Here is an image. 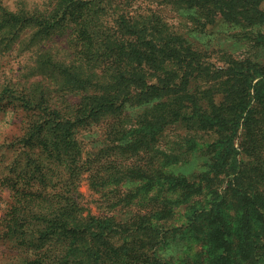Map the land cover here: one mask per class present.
<instances>
[{
	"label": "rangeland",
	"instance_id": "rangeland-1",
	"mask_svg": "<svg viewBox=\"0 0 264 264\" xmlns=\"http://www.w3.org/2000/svg\"><path fill=\"white\" fill-rule=\"evenodd\" d=\"M73 2L0 0V264L33 262L24 259L25 251L19 250V243L3 227L15 223L11 220L12 206L18 193L12 186L31 182L29 172L36 173L37 168V175L45 178L38 177V182L56 184V191L63 193L60 196L75 203V212L84 218L104 219L109 228L113 227L108 238L119 253L123 249L138 250L147 257L155 250L162 262L169 260L170 264H220L214 259L210 238L199 243L182 228L190 212L206 206L212 191L223 192L231 179L220 174V179L208 181L219 154L206 145L215 140L214 133L176 123L149 135L146 149L132 151L126 146L138 142L139 132L125 135L120 123L114 133V118L106 116L73 129L71 138L73 135L82 152L79 167L73 166V172L53 169L54 160L48 152L49 146L53 148L48 133L51 113L59 111L60 116L68 117L81 106L84 93L69 73L97 70V66L86 63L78 67V56L86 59L90 55L94 35L87 37L86 29L73 22L81 23L87 18L81 16ZM129 7L140 14L156 11L173 26L179 24L178 14L159 5L158 0H137ZM258 8L264 11V0ZM93 9L91 19L97 22V7ZM180 19L187 26L197 24L188 38L216 68H224L227 58H249L261 64L256 71L249 69L246 85L256 108L252 114H262L264 17L244 30L219 20L207 26L202 20L193 22L186 16ZM45 120L46 128L41 130ZM258 125L262 130L256 128L252 136L259 139L255 152L260 156L254 165L260 171H253L251 177L260 183L253 193L264 200V124ZM243 130L238 128L234 148ZM239 153L244 154L240 148ZM21 173L26 177L21 179Z\"/></svg>",
	"mask_w": 264,
	"mask_h": 264
},
{
	"label": "trees",
	"instance_id": "trees-1",
	"mask_svg": "<svg viewBox=\"0 0 264 264\" xmlns=\"http://www.w3.org/2000/svg\"><path fill=\"white\" fill-rule=\"evenodd\" d=\"M73 1L81 16L87 17L81 23L73 22L86 29L87 37L94 35L93 49L86 59L78 56V67L86 63L97 66V70L69 73L84 93L81 106L68 117L60 116L59 111L51 113L50 144L59 146L55 152L51 146L46 149L54 160L53 169L59 173L64 169L73 172V166L77 169L82 152L73 135L71 138L73 129L106 116L114 118V133L120 123L125 135L139 132L138 142L126 146L132 151L146 149L149 135L176 123L214 133L215 140L206 145L219 154L208 181L220 179V174L231 179L223 192L212 191L210 206L192 210L182 228L199 243L210 238L217 263L264 264V200L253 193L260 183L251 177L253 171H260L254 165L260 156L255 152L259 139L252 136V131L262 130L258 124H264V112L252 114L256 108L246 85L249 69L256 71L261 64L249 58H227L224 68H216L188 38L197 24L187 26L180 19L202 20L207 26L219 20L244 30L264 17V11L258 8L261 0H158L159 5L178 14V26L156 11L132 12L129 4L137 0ZM93 6L97 7V22L91 19ZM45 122L41 130L46 128ZM239 127L244 130L234 148ZM38 171L29 172L31 182L12 186L18 193L12 206L11 220L15 223L3 227L19 243V250L25 251L27 262L170 264L169 260L162 262L155 250L147 257L138 250L121 249L124 254L119 253L108 238L113 227L109 228L104 219L84 218L75 212V203L60 196L63 193L56 191V184L38 182V177L45 179L37 175ZM20 176L26 177L23 173ZM63 178L68 180L67 176Z\"/></svg>",
	"mask_w": 264,
	"mask_h": 264
}]
</instances>
